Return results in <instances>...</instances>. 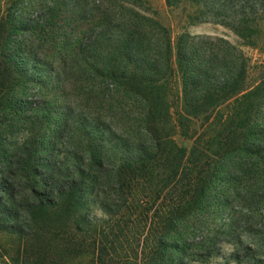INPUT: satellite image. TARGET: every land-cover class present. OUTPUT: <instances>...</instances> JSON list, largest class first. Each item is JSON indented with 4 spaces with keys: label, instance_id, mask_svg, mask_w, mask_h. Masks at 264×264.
<instances>
[{
    "label": "trees",
    "instance_id": "16d2710c",
    "mask_svg": "<svg viewBox=\"0 0 264 264\" xmlns=\"http://www.w3.org/2000/svg\"><path fill=\"white\" fill-rule=\"evenodd\" d=\"M167 5L192 25L227 28L239 43L187 32L174 42L142 0L0 4V256L12 264L212 257L204 239H184L187 225L230 194L264 219V64L245 52L264 53V0ZM80 34H94L87 48ZM24 35L28 44L17 42ZM91 75L100 84L89 99L99 102L102 84L129 98L143 134H116L91 107L57 109L63 83L77 87ZM31 85L42 92L35 100L25 97ZM247 229L238 232L227 215L218 231L235 244L228 260L264 264V236L256 241ZM3 236L14 238L11 248Z\"/></svg>",
    "mask_w": 264,
    "mask_h": 264
},
{
    "label": "rangeland",
    "instance_id": "374dc122",
    "mask_svg": "<svg viewBox=\"0 0 264 264\" xmlns=\"http://www.w3.org/2000/svg\"><path fill=\"white\" fill-rule=\"evenodd\" d=\"M6 1L7 0H0V4L5 6ZM142 6L148 16L155 18L171 31L174 42H176L179 35L185 32L192 36H206L213 39L224 38L234 45H237L240 41L232 31L223 26L213 23H202L196 25L190 24L187 18L188 13L184 12L182 8L175 9L169 7L167 5V0H142ZM68 33L71 39L69 43H71L74 41L75 37L74 35H71L70 29H68ZM93 35L94 34H80L78 36H80L82 42L87 48V44H89L92 40ZM16 39L17 42L28 44L27 40H30L31 38L24 35L21 37L19 36ZM245 52L250 58H252L254 64L259 66L264 64V53L262 54L258 50L251 49H245ZM80 63L81 61L78 62V65H80ZM63 69L65 73L69 72L68 69ZM91 77L94 80H89L87 84H78L77 87H73L74 82L71 83L69 81H65L63 84L67 88L66 97L64 96L63 91H61L62 94L59 93L60 95H58V101L55 104L57 109H63L58 108V106H69V104L74 106L77 110H80L78 105L81 106L80 108L91 107V112L94 111V113L99 114L100 117H102V120L106 122V126H109L116 132V134L125 138H129L133 131L135 134L138 132V135L143 134L140 133L142 130L137 122V119L140 117L139 113L141 108L137 105L134 106L129 98L114 94L111 87L108 88L106 85L102 84V94L99 97V102L96 104V102L89 99V97H93V94H89V92H97L96 89L100 84L97 83L100 81H97L93 75H91ZM61 80H65L64 76L61 77ZM40 93L42 92L39 87L31 85L26 88V96H24L28 99L35 100ZM53 101L55 100H52L51 102ZM138 138L145 140V137L143 136ZM178 141L183 147L190 148L192 145V142L189 140L179 138ZM244 206L245 207H242L238 198H236L233 194H230V198L224 205L211 208V212H216L211 217L192 219V221H190L187 225L188 233L184 236V239L189 243L200 242L204 239L202 244L205 246V249L213 251L214 256L208 257V255H202L197 257L195 261L186 260L185 264H237L234 261L228 260L229 254L234 252L236 248L235 244L233 242L229 243L231 238L227 234H222L218 231L223 222L227 219V215H233L234 220L237 222L238 232H243L246 228H250L247 230H252L251 235L256 237V241L261 240L264 236V219L259 216L258 212L255 211L253 207H249L248 205ZM254 230L258 231L257 233L261 232V234H255L256 232H253ZM244 234V241L246 245H250L256 249V244L258 243L255 244L252 237L249 239L248 235H246V233ZM13 240L14 238L12 239L3 236V243L8 248H11L10 244L13 243ZM0 264L12 263L7 257L0 256Z\"/></svg>",
    "mask_w": 264,
    "mask_h": 264
}]
</instances>
